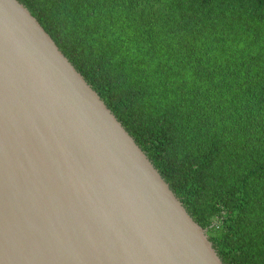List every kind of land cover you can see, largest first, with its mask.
I'll list each match as a JSON object with an SVG mask.
<instances>
[{
  "label": "trees",
  "instance_id": "16d2710c",
  "mask_svg": "<svg viewBox=\"0 0 264 264\" xmlns=\"http://www.w3.org/2000/svg\"><path fill=\"white\" fill-rule=\"evenodd\" d=\"M223 264H264V0H17Z\"/></svg>",
  "mask_w": 264,
  "mask_h": 264
},
{
  "label": "water",
  "instance_id": "95a60500",
  "mask_svg": "<svg viewBox=\"0 0 264 264\" xmlns=\"http://www.w3.org/2000/svg\"><path fill=\"white\" fill-rule=\"evenodd\" d=\"M0 264H223L17 0H0Z\"/></svg>",
  "mask_w": 264,
  "mask_h": 264
}]
</instances>
